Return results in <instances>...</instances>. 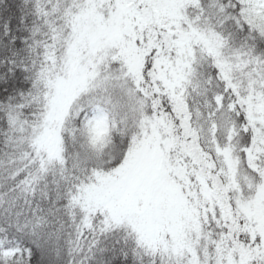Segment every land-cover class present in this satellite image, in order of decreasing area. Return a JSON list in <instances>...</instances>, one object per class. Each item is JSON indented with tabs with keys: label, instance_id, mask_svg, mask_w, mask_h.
Instances as JSON below:
<instances>
[{
	"label": "snow or ice",
	"instance_id": "snow-or-ice-1",
	"mask_svg": "<svg viewBox=\"0 0 264 264\" xmlns=\"http://www.w3.org/2000/svg\"><path fill=\"white\" fill-rule=\"evenodd\" d=\"M0 264H264V0H0Z\"/></svg>",
	"mask_w": 264,
	"mask_h": 264
}]
</instances>
